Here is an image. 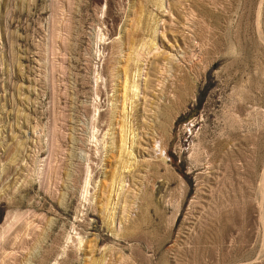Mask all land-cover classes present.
Listing matches in <instances>:
<instances>
[{
	"label": "rangeland",
	"instance_id": "obj_1",
	"mask_svg": "<svg viewBox=\"0 0 264 264\" xmlns=\"http://www.w3.org/2000/svg\"><path fill=\"white\" fill-rule=\"evenodd\" d=\"M0 264H264V0H0Z\"/></svg>",
	"mask_w": 264,
	"mask_h": 264
},
{
	"label": "bare ground",
	"instance_id": "obj_2",
	"mask_svg": "<svg viewBox=\"0 0 264 264\" xmlns=\"http://www.w3.org/2000/svg\"><path fill=\"white\" fill-rule=\"evenodd\" d=\"M123 140V139H122ZM125 144V142H123Z\"/></svg>",
	"mask_w": 264,
	"mask_h": 264
}]
</instances>
